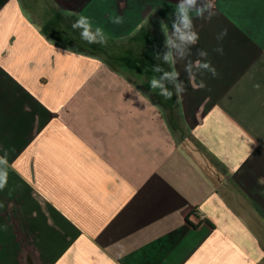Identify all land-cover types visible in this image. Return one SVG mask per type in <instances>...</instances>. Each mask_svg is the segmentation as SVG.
<instances>
[{
    "label": "crops",
    "instance_id": "obj_1",
    "mask_svg": "<svg viewBox=\"0 0 264 264\" xmlns=\"http://www.w3.org/2000/svg\"><path fill=\"white\" fill-rule=\"evenodd\" d=\"M180 2L0 0V264H264V0Z\"/></svg>",
    "mask_w": 264,
    "mask_h": 264
},
{
    "label": "clouds",
    "instance_id": "obj_2",
    "mask_svg": "<svg viewBox=\"0 0 264 264\" xmlns=\"http://www.w3.org/2000/svg\"><path fill=\"white\" fill-rule=\"evenodd\" d=\"M196 0H181L179 4L176 5V13L178 14V18L176 22L172 24L173 34L176 35L180 41L181 45L187 44H196L199 40L198 33L194 30V24L191 16L189 15L191 9L195 6ZM206 7V6H205ZM205 8H197L195 11V15L197 17L203 18V12ZM216 15V13H211L207 20H211V16ZM114 24H121L123 22L122 17H115L111 21ZM73 29H80V36L83 40L87 41L89 44H105L106 39L104 32L101 28L97 27L93 31L91 20L87 16H80L77 20L74 21L72 24ZM227 35V29H224L220 33V38H223ZM173 41L170 36H167L164 45L167 48H171ZM180 46V45H178ZM217 52L223 53V48H217ZM65 55H76V53L67 51ZM199 55L204 56L207 55L205 52L200 51ZM157 59H162L165 63L175 64L173 59V55L171 50L164 52L162 55L161 53H156ZM197 66L201 69H206L210 72L213 76H216V69L211 65L209 61H205L201 63L200 61L196 62ZM155 72H162V68L157 65L153 69ZM186 71L189 74V80H193L195 77L193 76L192 72V65L189 64L186 68ZM179 72L177 70L172 71H163V80L169 81L172 83L173 88L175 89V93L171 90H168L164 87V85L160 82V80L154 78L150 81V88L151 89H160L159 95L163 96L165 99H170L174 94L179 97L184 91L185 86L183 82H178ZM206 85L203 81H200L199 87L204 88ZM7 183V176L0 175V189H3Z\"/></svg>",
    "mask_w": 264,
    "mask_h": 264
},
{
    "label": "built area",
    "instance_id": "obj_3",
    "mask_svg": "<svg viewBox=\"0 0 264 264\" xmlns=\"http://www.w3.org/2000/svg\"><path fill=\"white\" fill-rule=\"evenodd\" d=\"M191 222L193 223H199L202 221V217L200 216V212L198 209H194L189 216Z\"/></svg>",
    "mask_w": 264,
    "mask_h": 264
}]
</instances>
